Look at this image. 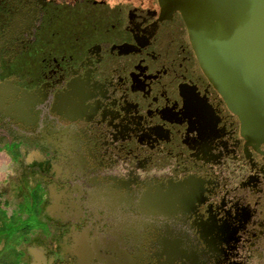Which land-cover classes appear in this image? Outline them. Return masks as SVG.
<instances>
[{"label": "flooded vegetation", "instance_id": "af4514ba", "mask_svg": "<svg viewBox=\"0 0 264 264\" xmlns=\"http://www.w3.org/2000/svg\"><path fill=\"white\" fill-rule=\"evenodd\" d=\"M0 72V126L42 145L103 234L93 262L73 240L47 264H264L260 119L226 101L172 0H0Z\"/></svg>", "mask_w": 264, "mask_h": 264}, {"label": "crops", "instance_id": "0c3cea01", "mask_svg": "<svg viewBox=\"0 0 264 264\" xmlns=\"http://www.w3.org/2000/svg\"><path fill=\"white\" fill-rule=\"evenodd\" d=\"M10 117L5 113L0 126V264H47L49 253L58 255L73 240L87 252L86 263L93 262L89 255L98 249L88 239L102 243L103 234L81 228L91 217L72 209L79 204L75 189L48 180L50 156L42 145L18 137L15 126L8 128Z\"/></svg>", "mask_w": 264, "mask_h": 264}, {"label": "water", "instance_id": "95a60500", "mask_svg": "<svg viewBox=\"0 0 264 264\" xmlns=\"http://www.w3.org/2000/svg\"><path fill=\"white\" fill-rule=\"evenodd\" d=\"M172 1L206 73L244 121L260 119L264 133V0Z\"/></svg>", "mask_w": 264, "mask_h": 264}]
</instances>
